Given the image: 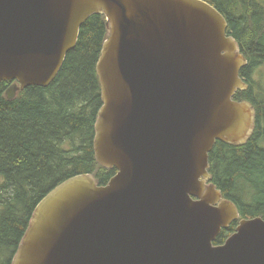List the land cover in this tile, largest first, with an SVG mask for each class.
<instances>
[{
    "label": "water",
    "instance_id": "95a60500",
    "mask_svg": "<svg viewBox=\"0 0 264 264\" xmlns=\"http://www.w3.org/2000/svg\"><path fill=\"white\" fill-rule=\"evenodd\" d=\"M93 14L110 28L97 62L95 156L118 171L102 185L77 175L45 195L12 264H264V218L239 220L209 182L215 142H246L256 114L234 98L248 61L209 2L0 0L7 98L52 83Z\"/></svg>",
    "mask_w": 264,
    "mask_h": 264
},
{
    "label": "trees",
    "instance_id": "16d2710c",
    "mask_svg": "<svg viewBox=\"0 0 264 264\" xmlns=\"http://www.w3.org/2000/svg\"><path fill=\"white\" fill-rule=\"evenodd\" d=\"M228 21L248 63L246 89L234 98L255 108V127L244 143L217 140L209 153V182L238 208L240 219L264 218V0H205ZM110 28L104 14L91 15L48 86H28L13 99L12 81L0 82V264H12L37 204L57 185L92 174L102 185L117 173L96 159L95 124L102 106L97 62ZM239 220L222 229L223 244Z\"/></svg>",
    "mask_w": 264,
    "mask_h": 264
},
{
    "label": "rangeland",
    "instance_id": "374dc122",
    "mask_svg": "<svg viewBox=\"0 0 264 264\" xmlns=\"http://www.w3.org/2000/svg\"><path fill=\"white\" fill-rule=\"evenodd\" d=\"M258 76V79H262L261 84L264 86V68L258 71L255 77Z\"/></svg>",
    "mask_w": 264,
    "mask_h": 264
}]
</instances>
